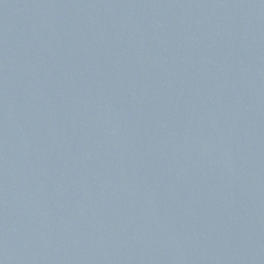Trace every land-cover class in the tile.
<instances>
[{
    "label": "water",
    "instance_id": "1",
    "mask_svg": "<svg viewBox=\"0 0 264 264\" xmlns=\"http://www.w3.org/2000/svg\"><path fill=\"white\" fill-rule=\"evenodd\" d=\"M0 264H264V0H0Z\"/></svg>",
    "mask_w": 264,
    "mask_h": 264
}]
</instances>
